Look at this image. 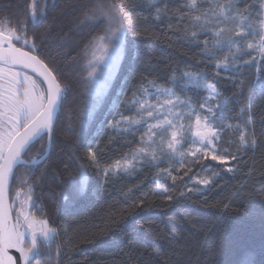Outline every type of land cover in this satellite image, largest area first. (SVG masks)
Masks as SVG:
<instances>
[{
  "label": "trees",
  "instance_id": "obj_1",
  "mask_svg": "<svg viewBox=\"0 0 264 264\" xmlns=\"http://www.w3.org/2000/svg\"><path fill=\"white\" fill-rule=\"evenodd\" d=\"M111 2L117 8L126 6L121 13L125 17V51L114 79L97 100L85 83L84 48L100 29L80 23L83 11L95 0H46L43 22L33 27L25 21L29 35L35 34L42 45L39 55L50 58L46 62L58 67L62 84L67 86L47 164H41L30 178L34 182L40 177L33 199L43 205L58 233L55 243L60 255L57 259L54 246L51 264H237L242 255L254 264H264V79L256 67H239L236 73L221 71L215 76L212 62L188 40L190 28L186 32V26H178L172 16L186 0H166L168 15L159 20L144 0ZM26 3L0 0V19L9 17L15 26L23 19ZM181 72H203L208 80L218 81L225 117L233 123L240 119L241 106L249 107L244 118L251 116L255 149L245 150L243 162L232 173L205 161L187 175H177L175 184L171 179L157 183L161 168L150 166L103 180L87 161V149L98 151L108 165L137 146L136 138L118 135L107 127L113 105L130 100L145 81L174 85L183 95L181 85L169 81L173 75L182 80ZM203 95L200 92L194 99ZM43 145L46 138L28 156L40 153ZM80 164L86 167L89 183L86 193L77 196L72 180L77 179ZM213 172L219 173L215 186L196 191L194 181ZM157 189H165L172 200L154 195Z\"/></svg>",
  "mask_w": 264,
  "mask_h": 264
},
{
  "label": "snow or ice",
  "instance_id": "obj_2",
  "mask_svg": "<svg viewBox=\"0 0 264 264\" xmlns=\"http://www.w3.org/2000/svg\"><path fill=\"white\" fill-rule=\"evenodd\" d=\"M144 4L157 20L168 15L166 0H144ZM125 10L123 4L117 8L111 0H95L82 13L81 24L100 29L84 48L88 72L85 83L97 98L103 92L94 90L93 85L100 79L105 85L111 83L125 51V17L121 14ZM22 11L23 19L17 20L15 26L9 17L0 19V264H16L15 258L8 254L9 249L19 253L21 264H51L53 246L57 259L60 255V246L55 243L58 233L44 213L43 205L33 199L40 177L34 182L30 178L41 164H47L55 120L67 86L62 84L58 67L46 62L50 58L39 55L42 45L37 43L35 34L29 35L25 23L28 20L36 27L43 22L47 15L46 0H27ZM172 16L178 26L187 25L186 32L192 29L187 38L212 62L217 69L216 77L232 67H256L259 77L264 79V0H186ZM202 34L210 39L200 41ZM224 50L229 55L218 59L215 52ZM181 79L183 95L175 88L145 81L133 91L130 100L113 105L115 111L107 125L109 129L121 136L143 134L131 152L108 165L103 163L98 151L87 149V161L103 180L120 173L131 175L144 166L159 169L162 163H167V168L157 172V183L170 178L175 184L178 177L173 171L180 169L174 165L191 171L206 160L232 173L243 162L245 150L255 149L257 140L251 116L244 118L249 113L248 106H241L240 119L233 123L230 117H225L218 81L208 80L203 72H181ZM169 81L176 84L177 77L173 75ZM145 84L153 91L149 92ZM200 92L204 95L194 99ZM149 97L157 103H150ZM121 107L125 111H120ZM237 133L238 138L234 139ZM45 137L47 143L41 152L29 157L31 148ZM67 168L65 165V171ZM53 174L58 175L55 169ZM218 177L219 173L213 172L211 176L198 178L195 184L211 188ZM69 180H72L71 173ZM88 183L86 167L80 164L78 177L72 180L74 195L85 194ZM153 194L172 200L165 189H157ZM30 209L41 215H35ZM237 264H254V260L242 255Z\"/></svg>",
  "mask_w": 264,
  "mask_h": 264
},
{
  "label": "rangeland",
  "instance_id": "obj_3",
  "mask_svg": "<svg viewBox=\"0 0 264 264\" xmlns=\"http://www.w3.org/2000/svg\"><path fill=\"white\" fill-rule=\"evenodd\" d=\"M185 26H187L186 24H185ZM190 30H192L191 28H190ZM200 36H203L204 37V40L205 39H210V37H207V36H205V35H200ZM249 39H251V38H249ZM226 55H229V53L227 52V50H224V51H216L215 52V56L218 58V59H220V60H223V58H224V56H226ZM257 58H259V57H257ZM244 59H249V57H244ZM121 61V60H120ZM120 63V62H119ZM238 68L239 67H232V68H230L229 70H225V71H223V72H234V73H236L237 72V70H238ZM112 82V81H111ZM111 84V83H110ZM110 84H108V85H105L104 84V81H103V79H100L96 84H94L93 85V89L94 90H97V91H106L107 89H108V87L110 86ZM182 84V80H179V81H177V83L175 84V86H180ZM146 87H148V91L149 92H152L153 91V89L151 88V86H149V85H145ZM158 86H160V85H158ZM161 87H164V86H161ZM167 88H175L174 87V85L173 86H171V87H167ZM91 96H92V98L93 99H98L92 92H91ZM149 102L150 103H152V104H155V103H157V100L156 99H154V98H152V97H149ZM130 115H133V113H131ZM114 131V130H113ZM115 132V131H114ZM143 133L142 132H136V133H133V134H131V135H129V136H135V138L137 139V141L140 139V136L142 135ZM238 133L236 134V137H234V139L235 138H238ZM206 161H210V162H212V163H215V164H217L216 162H214V161H211V160H206ZM205 162V161H204ZM163 165L165 166V168H167L168 167V164L167 163H162L159 167L161 168V169H164L163 168ZM174 167L175 168H179L180 170H179V172H176V171H173V175H183L185 172H187L188 171V169L185 167V168H180V166L179 165H174ZM118 175H124L123 173H120V174H118ZM117 176V175H116ZM178 177V176H177ZM205 177V176H204ZM204 177H200V178H204ZM167 179H170V178H167ZM198 179V178H197ZM196 179V180H197ZM195 180V181H196ZM195 181H194V184H195ZM199 189H206V187L204 186V185H197V184H195ZM30 211H33L34 213H35V209H30ZM36 215V214H35ZM52 252H53V256H54V246H53V248H52Z\"/></svg>",
  "mask_w": 264,
  "mask_h": 264
},
{
  "label": "water",
  "instance_id": "obj_4",
  "mask_svg": "<svg viewBox=\"0 0 264 264\" xmlns=\"http://www.w3.org/2000/svg\"><path fill=\"white\" fill-rule=\"evenodd\" d=\"M27 71L29 72V74H31V70L30 69H28ZM58 114H59V112H58ZM58 114H57V116H58ZM56 119H57V117H56ZM55 124H56V120H55ZM45 138H46V143H47V137H45ZM8 254L11 255L13 258H15L16 264H21V262L19 260V253L15 249H9L8 250Z\"/></svg>",
  "mask_w": 264,
  "mask_h": 264
},
{
  "label": "flooded vegetation",
  "instance_id": "obj_5",
  "mask_svg": "<svg viewBox=\"0 0 264 264\" xmlns=\"http://www.w3.org/2000/svg\"><path fill=\"white\" fill-rule=\"evenodd\" d=\"M35 78V77H34ZM39 154V153H38ZM38 154H36L35 156H37Z\"/></svg>",
  "mask_w": 264,
  "mask_h": 264
}]
</instances>
